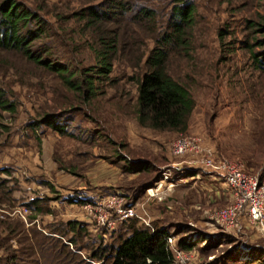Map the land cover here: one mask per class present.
I'll use <instances>...</instances> for the list:
<instances>
[{"label":"rangeland","instance_id":"374dc122","mask_svg":"<svg viewBox=\"0 0 264 264\" xmlns=\"http://www.w3.org/2000/svg\"><path fill=\"white\" fill-rule=\"evenodd\" d=\"M42 1L46 6L41 14L57 34L48 37L55 56L64 61L71 54L75 57L69 60L71 64H92L94 54L83 43L85 37L80 36V21L75 17L63 19L81 3ZM169 1L152 0L156 31L163 27L162 12ZM192 1L194 22L189 51L183 54L173 49L166 62L168 71L187 84L194 99L183 131L139 125L133 114L135 86L129 76L139 72L140 66L133 68L130 63L153 44L149 26L136 27L120 17L109 23L118 27L127 43L115 54L111 81L99 83L100 93L88 104L64 87L54 73L35 65L21 52L0 49V85L14 106L12 111L0 109L3 245L16 244L15 236L7 237L4 228L3 220L12 218H20L26 228L33 224L40 230L47 224L58 227L59 221L76 218L87 223L80 243H89L95 234L107 242L110 233L121 230L120 220L111 215L113 220L108 224L98 225L81 205L100 194L119 190L130 203L135 199L136 210L144 207L150 223L166 227L174 240L188 235L194 241L190 249L194 264L258 263L235 254L239 243L248 246L245 237L256 232L253 227L226 232L209 217L212 210L232 203L223 183L220 181V189H206L211 178L217 179L198 167H187L184 158L169 153L168 145L176 135L190 134L212 153L234 158L242 171L264 176V70L256 66L244 45L256 35L246 21L264 16V0ZM35 2L41 4V0ZM59 12L67 15L58 16ZM222 29L225 31L220 37L218 31ZM45 113L55 114L66 132L59 133L43 121L32 126ZM132 159L145 160L148 166L132 174L125 169ZM163 170L168 172L172 185L164 189L161 198L148 197L143 184H151ZM214 191L221 192L223 198L213 197ZM31 197L39 199L46 211L28 218L34 210L28 209L25 202ZM69 197L83 201L69 202ZM21 206L27 208L25 221L14 211ZM3 252L1 246L0 254ZM84 252L82 249L81 254Z\"/></svg>","mask_w":264,"mask_h":264},{"label":"trees","instance_id":"16d2710c","mask_svg":"<svg viewBox=\"0 0 264 264\" xmlns=\"http://www.w3.org/2000/svg\"><path fill=\"white\" fill-rule=\"evenodd\" d=\"M32 1L0 0V49L21 52L35 65L54 73L64 87L76 92L79 99L88 104L100 93L101 84H98L111 81L115 54L127 43L126 38L118 33V27L114 28L109 23L120 17L136 27L149 26L153 44L145 54L139 52L130 63L133 68L140 66L139 72L129 76L135 86L134 117L139 125L156 130L183 131L186 128L194 99L187 84L168 71L166 62L168 53L173 49L183 54L189 51L194 22L192 0H170L162 12L165 13L163 27L157 31L154 26L156 9L152 0H78L81 4L71 13L59 12L58 16L67 15L63 19L75 17L80 21V36L85 37L83 43L94 54V62L85 66L71 64L69 60L75 59L71 54L64 61L55 56L50 45L52 40L48 37L57 34L41 14L46 4L42 0L41 4ZM246 23L256 35L250 42L245 41L244 45L256 66L264 70V16L257 20L247 19ZM224 31L219 30L218 35L222 37ZM253 46L258 48L251 50ZM0 109H14L1 85ZM42 121L59 133L66 132L53 113L41 115L32 126ZM147 166L145 160L132 159L125 169L134 172ZM263 177L259 175L260 179ZM147 184H143V187ZM67 201L80 203L83 200L69 197ZM25 204L28 209L34 210L27 215L28 218L39 211H46L37 198L31 197ZM18 219L3 220L6 236H15L16 244L3 245L4 238L0 240V247L4 251L0 254V264H168L171 261V252L164 239L169 232L154 221L148 226L136 217L125 218L120 220L118 229L121 230L114 235L110 233L107 242H102L101 236L95 234L89 243H80L81 235L87 232L85 221L69 218L59 221L58 227L47 224L40 230L33 224L26 228ZM193 242L188 235L174 240L175 246L186 250L192 248ZM82 249L85 250L84 254H81ZM259 252V248L251 250L248 260L262 263L264 255Z\"/></svg>","mask_w":264,"mask_h":264},{"label":"built area","instance_id":"2783aa9c","mask_svg":"<svg viewBox=\"0 0 264 264\" xmlns=\"http://www.w3.org/2000/svg\"><path fill=\"white\" fill-rule=\"evenodd\" d=\"M168 151L173 156L184 158L187 167H198L223 183L232 203L212 210L209 216L223 230L234 233L243 226H251L259 236L264 237V177L260 179L257 173L242 171L234 158L212 153L210 148L202 145L197 137L190 134L173 137L169 141ZM168 175L163 170L161 176L144 187V194L161 198L164 189L172 185ZM82 203L81 206L98 225L108 224L111 215L118 220L136 217L145 225H151L145 208L140 206V211L136 210L135 204H130L119 190L100 194L91 201ZM26 210L25 206H21L14 211L25 221ZM164 239L171 252V261L168 264H194L193 252L175 246L172 234H165ZM248 247L242 242L239 243L236 249L239 259L250 258Z\"/></svg>","mask_w":264,"mask_h":264},{"label":"crops","instance_id":"0c3cea01","mask_svg":"<svg viewBox=\"0 0 264 264\" xmlns=\"http://www.w3.org/2000/svg\"><path fill=\"white\" fill-rule=\"evenodd\" d=\"M138 171H134V172H132V174H134V173H137ZM191 174H193V173H191ZM209 175V174H208ZM208 175H206V176H208ZM206 176H204L203 177V179H205V180H207V178H206ZM210 177H213V176H211V175H209ZM220 185H221V182L219 181V180H213V178H211V180H210V182L205 186V188L206 189H208V190H214L215 188H219L220 187ZM222 188V187H221ZM220 189V188H219ZM214 196L213 197H215V196H219L220 198H223V196H222V193L221 192H219V194H218V192H216V191H214ZM225 199V198H224ZM134 201H135V199H134ZM131 202V203H134L135 204V202ZM129 202V201H128ZM130 203V202H129ZM130 203V204H131ZM135 206V205H134ZM244 228L246 229V228H248V226H244ZM250 229V228H249ZM246 230H248V229H246ZM257 237H259V236H257V233L256 232H254L253 231V233H250V234H246V240H248V248L250 249V247L252 246V247H255L256 246V248H259L260 249V251H261V253L259 252V254L260 255H264V237H262V236H260L259 238H257ZM255 240V239H258L256 242H254V241H250V240ZM250 251H251V249L249 250V254H250ZM236 254V253H235ZM237 255V254H236ZM242 264H254V263H242ZM260 264H264V261H262V263H260Z\"/></svg>","mask_w":264,"mask_h":264}]
</instances>
